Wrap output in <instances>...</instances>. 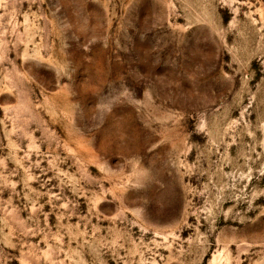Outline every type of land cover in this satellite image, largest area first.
I'll return each instance as SVG.
<instances>
[{
	"label": "rangeland",
	"instance_id": "rangeland-1",
	"mask_svg": "<svg viewBox=\"0 0 264 264\" xmlns=\"http://www.w3.org/2000/svg\"><path fill=\"white\" fill-rule=\"evenodd\" d=\"M0 264H264V0H0Z\"/></svg>",
	"mask_w": 264,
	"mask_h": 264
}]
</instances>
